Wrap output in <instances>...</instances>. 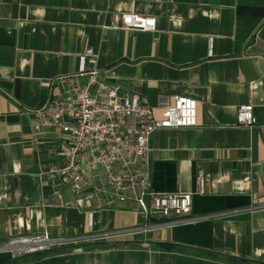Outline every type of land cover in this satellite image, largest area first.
<instances>
[{
  "label": "crops",
  "instance_id": "obj_1",
  "mask_svg": "<svg viewBox=\"0 0 264 264\" xmlns=\"http://www.w3.org/2000/svg\"><path fill=\"white\" fill-rule=\"evenodd\" d=\"M123 13L156 27L123 29ZM89 48L86 72L139 93L158 117L176 95L195 100L197 125L156 130L142 161L155 191L192 193L189 215L100 207L63 183L64 134L35 132L33 111ZM243 104L254 106L250 127L237 123ZM46 230L75 241L1 251L0 264L264 262V0H0V243Z\"/></svg>",
  "mask_w": 264,
  "mask_h": 264
},
{
  "label": "built area",
  "instance_id": "obj_2",
  "mask_svg": "<svg viewBox=\"0 0 264 264\" xmlns=\"http://www.w3.org/2000/svg\"><path fill=\"white\" fill-rule=\"evenodd\" d=\"M120 27L153 30L156 17L123 13ZM92 53L93 49L89 48L81 56L79 72L54 79V97L47 98L33 111L35 132L58 128L64 134L63 151L67 160L57 169L63 183L77 197L96 202L100 207L131 202L148 219L189 215L192 193L155 191L151 172L142 161L151 150L150 139L156 130L197 125L195 100L176 95L174 103L164 107L158 117L139 93L119 95L97 79L96 71L87 73L84 61ZM256 122L253 104L240 105L237 123L250 127ZM74 241L69 237H55L46 230L13 235L0 243V252L29 257L49 253Z\"/></svg>",
  "mask_w": 264,
  "mask_h": 264
},
{
  "label": "trees",
  "instance_id": "obj_3",
  "mask_svg": "<svg viewBox=\"0 0 264 264\" xmlns=\"http://www.w3.org/2000/svg\"><path fill=\"white\" fill-rule=\"evenodd\" d=\"M158 247L163 249H177V250L181 249V247L175 243H158ZM225 258L228 260H236L235 257H231V256H226ZM244 262H249V261H244ZM255 263L264 264V262H260V261H255Z\"/></svg>",
  "mask_w": 264,
  "mask_h": 264
}]
</instances>
